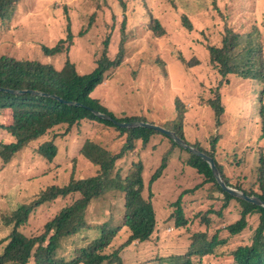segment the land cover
Instances as JSON below:
<instances>
[{
  "label": "rangeland",
  "instance_id": "obj_1",
  "mask_svg": "<svg viewBox=\"0 0 264 264\" xmlns=\"http://www.w3.org/2000/svg\"><path fill=\"white\" fill-rule=\"evenodd\" d=\"M109 4L97 9L95 0H20L14 10L0 19V55L59 66L67 55L49 56L46 48L55 46L70 32L74 37L68 58L85 74L96 66L107 37H110L109 55L115 58L125 33L123 61L108 71L104 81L91 93L97 105L117 120L138 118L169 130L182 124L188 144L198 143L208 151L212 149L213 136L218 137L217 159L225 164L228 173L235 172L230 181L257 189L253 184L260 157L257 151L264 154V138L260 135L264 126V93L260 98L264 80H244L229 75V83L221 88L224 112L219 121L208 99L213 97L222 76L210 62L207 44L220 43L227 22L242 33L257 28L264 53V0H125V8L117 0H109ZM93 14L96 21L85 33L89 16ZM183 16L193 23V30L184 27ZM153 17L159 19L165 29L161 37L149 29ZM196 60V65H187ZM64 130L58 127L31 142L8 164L0 157V238L9 233L2 223L3 215L31 202L50 185L67 184L72 174L76 177L95 174L98 167L79 152L86 138L112 149H118L124 139L117 137L115 127L97 121H85L69 134L63 135ZM55 134H58L54 141L58 153L48 161L39 147ZM13 140L9 132L0 130L1 142ZM135 147L116 168L124 172L133 160L143 162L144 196L152 191L157 227L150 241L126 246L122 257L124 264H151L161 253L185 251L190 235L200 230L204 211L210 206L219 210L222 204L221 200L209 199L205 190L182 194L198 185L203 177L187 164L189 151L166 134L156 131L147 145L143 146L139 139ZM164 157L167 158L166 168L156 181L150 182ZM181 196L186 203L185 216L189 224L177 227L174 202ZM76 197L69 195L39 206L22 231L27 235L38 234L48 219ZM123 205L122 192H109L90 206L88 221L98 223L114 216L113 223H120ZM240 211L239 202L232 200L223 210V216L207 213L212 223L208 236L218 231L219 239L226 242L210 256L195 257L194 264H233L232 250L251 242L259 221L258 215L251 216L248 228L233 236L226 226L239 219ZM123 230L107 251H113L124 242L127 234ZM84 238L83 235L76 237L70 248L86 244Z\"/></svg>",
  "mask_w": 264,
  "mask_h": 264
},
{
  "label": "trees",
  "instance_id": "obj_2",
  "mask_svg": "<svg viewBox=\"0 0 264 264\" xmlns=\"http://www.w3.org/2000/svg\"><path fill=\"white\" fill-rule=\"evenodd\" d=\"M117 1L122 8H125V0ZM19 2L20 0H0V19L14 10ZM95 3L97 9L110 5L109 0H95ZM94 15L89 16L85 33L95 23ZM182 23L186 29L193 30V23L187 16L182 17ZM124 25L123 22L122 29ZM149 29L157 37L165 34L159 19L154 17ZM257 32V28H254L251 32L242 33L226 22L220 43L207 44L210 62L222 76L213 97L208 99V104L219 121L224 112L221 88L224 83H229V75L244 80H264V53ZM124 34L115 58L109 55L110 37H107L96 59V66L91 72L85 74L80 73L76 64L68 58L74 37L70 32L55 46L46 48V54L49 56L63 53L67 55V59L59 66L39 60L19 59L8 54L0 55V130L9 132L14 138L8 143L0 141V157L4 164L10 163L25 146L46 136L56 128L64 127L63 135H65L88 120L97 121L109 127L113 126L118 132L117 137L124 138L118 149H112L95 139L86 138L79 152L82 157L98 167L94 175L76 177L72 174L67 184L50 185L31 202L22 204L14 211L2 216V223L6 229H9V233L0 238V264H124L122 251L126 246L151 240L157 227V218L151 199L152 191L144 196V164L141 160H133L124 172L122 168H116V166L128 152L132 153L136 149L139 139L145 146L157 130L145 127H120L111 120L96 116L91 111L92 108L116 118L101 109L97 101L91 97V93L104 81L107 72L117 68L123 61L126 52ZM197 63L198 60L194 63L187 62V65L193 66ZM4 89L18 90V92ZM34 91L42 94L34 93ZM263 93L264 89L260 98ZM62 100L75 101L78 104L64 103ZM260 114H263V107L260 109ZM117 121L141 120L131 118ZM172 130L186 140L182 124L173 127ZM260 135L261 139L264 138V126ZM57 136L58 134H55L52 140L44 142L39 147V152L48 161H52L58 153V147L54 143ZM217 139L218 137L213 136L211 151L204 149L198 143L193 146L214 159L227 185L242 190L249 196L256 195L264 200V154L260 150L257 151L260 157L255 169L256 180L253 181L257 189L254 186L245 188L239 184V180L236 184L230 181L235 177V172L228 173L225 164L217 159ZM246 150L250 149L246 148ZM189 153L191 155L187 159V164L194 168L203 179L193 189L185 190L182 194L192 193L196 189L205 190L209 199L221 200V208L215 210L213 206H210L204 211L205 213L201 216L200 230L190 235L185 251L167 255L161 253L151 264H194L195 257L213 254L219 245L226 242V239H219L218 231L211 237L208 236L212 223L207 213L223 216V210L230 206L232 200L241 205L239 219L226 226V230L233 236L241 234L248 228L251 216H259L251 242L240 244L232 250V263L264 264V207L233 196L224 190L215 179L209 164L193 152L189 151ZM166 160L167 158L164 157L150 182L158 179L167 166ZM238 164L239 162H236V165ZM113 191L124 194L121 222L114 224V216H110L105 221L90 223L88 221L90 206ZM69 195L77 197L48 219L41 232L27 235L22 231L36 208ZM182 201L181 196L174 202L177 227L189 224V219L185 216L186 203L183 201L182 204ZM122 229H125L123 232L127 234L124 242L113 251H107L115 239H118ZM80 235L86 236L84 239L87 243L70 248L74 239Z\"/></svg>",
  "mask_w": 264,
  "mask_h": 264
},
{
  "label": "water",
  "instance_id": "obj_3",
  "mask_svg": "<svg viewBox=\"0 0 264 264\" xmlns=\"http://www.w3.org/2000/svg\"><path fill=\"white\" fill-rule=\"evenodd\" d=\"M4 90L11 91V92H18V90H9V89H4ZM34 93L42 94V93L37 92V91H34ZM62 101L64 103H69V104H78L75 101H70V102L65 101V100H62ZM91 111L96 116L101 117V118L106 119V120H111L116 125H118L120 127H124V128L145 127V128L154 129V130H157L159 132L166 134L167 136L172 138L176 143H178L182 147L188 149L189 151L193 152L194 154H196V155L200 156L202 159H204L209 164L210 168L212 169V172H213L215 179L217 180V182L221 185V187L224 190H226L227 192H229L233 196L245 199L246 201H249V202H252V203L257 204L259 206L264 207V200H262L259 196H256V195L249 196V195L245 194L242 190H239L237 188H234L232 186L227 185L226 182L223 180V178H222V176H221V174H220V172H219V170L215 164L214 159L211 156L203 153L202 151H200L196 147L188 144L186 142V140H184L182 137L177 135L175 131L163 128V127L158 126V125L150 124V123H147L144 121L120 122V121H117L116 119H114L112 116H110L106 113H103L101 111L94 110L92 108H91Z\"/></svg>",
  "mask_w": 264,
  "mask_h": 264
}]
</instances>
